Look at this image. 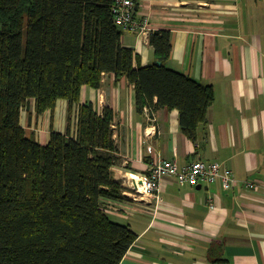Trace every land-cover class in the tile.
Returning <instances> with one entry per match:
<instances>
[{
	"label": "trees",
	"instance_id": "trees-1",
	"mask_svg": "<svg viewBox=\"0 0 264 264\" xmlns=\"http://www.w3.org/2000/svg\"><path fill=\"white\" fill-rule=\"evenodd\" d=\"M114 5L0 0V264H120L138 238L104 204L126 198L113 172L114 111L107 107L99 114L92 103L82 104L84 85L99 88L107 73L127 77L140 111L178 109L181 128L192 139L208 121L214 86L168 66L171 31L151 33L156 59L138 66L134 49L123 45L125 28L115 21ZM31 99L38 114L54 111L59 99L69 101L67 131L52 129L46 145L27 136L21 124Z\"/></svg>",
	"mask_w": 264,
	"mask_h": 264
},
{
	"label": "crops",
	"instance_id": "crops-1",
	"mask_svg": "<svg viewBox=\"0 0 264 264\" xmlns=\"http://www.w3.org/2000/svg\"><path fill=\"white\" fill-rule=\"evenodd\" d=\"M135 20L145 27L124 29L122 42L134 49L136 65L156 59L151 33L170 30L168 66L212 84L215 100L192 139L181 128L178 109L159 107L156 120L140 111L127 77L107 73L99 88L82 87V104L92 103L99 114L107 107L114 111L113 172L126 198L104 204L114 220L138 233L120 264H214L219 258L217 264H264V0H139ZM68 111L69 101L59 99L54 111L38 114L31 99L21 124L27 136L46 145L52 129L67 131ZM71 117L75 132L78 106ZM158 156L180 166L219 162L239 183L231 189L220 180L192 186L165 176L161 201L133 191L127 178L149 173Z\"/></svg>",
	"mask_w": 264,
	"mask_h": 264
},
{
	"label": "built area",
	"instance_id": "built-area-1",
	"mask_svg": "<svg viewBox=\"0 0 264 264\" xmlns=\"http://www.w3.org/2000/svg\"><path fill=\"white\" fill-rule=\"evenodd\" d=\"M134 8V0H115V21L125 29L140 31L145 26L135 20ZM145 111L152 119L156 120L154 108L146 106ZM165 176H174L179 183L192 186L199 185L202 182L213 183L220 180L225 189H231L239 183L234 171L224 167L219 162L196 160L185 166H180L176 159H165L161 156L153 159L149 173L132 174L127 178V181L133 191L147 197H156L161 201L159 188L161 180ZM247 185L254 187L255 184L248 183Z\"/></svg>",
	"mask_w": 264,
	"mask_h": 264
},
{
	"label": "water",
	"instance_id": "water-1",
	"mask_svg": "<svg viewBox=\"0 0 264 264\" xmlns=\"http://www.w3.org/2000/svg\"><path fill=\"white\" fill-rule=\"evenodd\" d=\"M159 65H161L162 63L160 61L157 62Z\"/></svg>",
	"mask_w": 264,
	"mask_h": 264
}]
</instances>
